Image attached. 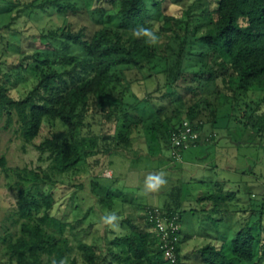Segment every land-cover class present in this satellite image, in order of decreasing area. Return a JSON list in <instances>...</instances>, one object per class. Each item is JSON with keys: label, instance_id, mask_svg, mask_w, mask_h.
I'll list each match as a JSON object with an SVG mask.
<instances>
[{"label": "trees", "instance_id": "1", "mask_svg": "<svg viewBox=\"0 0 264 264\" xmlns=\"http://www.w3.org/2000/svg\"><path fill=\"white\" fill-rule=\"evenodd\" d=\"M98 1L117 7L118 25L103 23L88 31L66 20L44 33L51 51L22 58L25 68L31 60L38 73L36 84L23 97L10 94V75L0 65V116L6 114L7 126L17 122L26 142L50 153L54 175L65 173L88 154L83 131L98 113H102L104 125L112 121L117 126L114 133L95 135L99 151L104 153L121 145L129 147L134 134L146 131H156L171 145V131L185 119L200 130L197 144L209 141L216 134H208L207 123L215 124L224 111L264 135V0H175L182 4L176 12L163 10V3L170 0ZM50 4L67 13L81 9L62 0L31 2L28 7ZM155 23V41L146 33L136 35ZM58 57L71 66L58 67ZM154 79L155 88L143 98L125 100L134 83ZM147 105V113L142 112L141 107ZM170 107L166 131L163 114ZM46 122L55 129L61 126L66 136L56 132L39 140ZM1 163L6 164L5 156ZM32 175L33 186L56 181L47 171H33ZM33 186L19 187V234L3 236L5 252L18 264H66L72 247L65 234L68 224L52 212L54 193H37ZM163 209L177 213L181 222V214L172 206ZM125 221L127 230L110 238L107 255L102 256L88 241L80 244L87 264H171L147 214ZM180 233L181 225L175 264H188ZM260 237L252 226H243L232 237L226 235L221 246L196 247L195 254L201 256L197 255L196 264H253ZM71 264H78L77 259Z\"/></svg>", "mask_w": 264, "mask_h": 264}, {"label": "rangeland", "instance_id": "2", "mask_svg": "<svg viewBox=\"0 0 264 264\" xmlns=\"http://www.w3.org/2000/svg\"><path fill=\"white\" fill-rule=\"evenodd\" d=\"M44 1L0 0V65L10 75V94L18 98L36 84L38 74L31 60L27 68L22 65L23 56L51 51L44 33L62 26L66 20L75 28L85 27L88 31L103 23L118 25L117 7H108L98 0H62L81 8L77 12L70 9L68 13L51 4L43 8L28 7L31 2L38 5ZM163 8L166 12H176L182 4L170 0L163 3ZM157 26L155 23L145 30L154 34ZM57 59L58 67L71 66V62L61 57ZM156 83L155 79L134 83L126 91L125 100L136 102L153 90ZM171 109L163 114L166 131L169 124L165 117ZM140 110L147 113L149 107ZM89 120L92 125L83 131L88 154L65 173L54 175L50 153H42L26 142L17 130V122L7 126L6 114L0 116V264H18L5 252L3 236L10 233L9 237L15 238L19 234L16 211L19 187L34 185L33 171H47L56 180L33 187L37 193H54L52 212L68 224L65 234L70 237L72 247L65 258L66 264H71L73 258L78 264H87L80 247L84 241L94 244L102 256L107 255L110 238L115 232L127 230L125 219L143 217L155 206H172L181 214L180 244L188 264H196L197 255L201 257L195 254L196 247L221 246L226 235L230 238L246 225L261 236L258 257L253 264H264V255H261L264 135H258L243 120L224 111L215 124L207 123L208 134L216 135L209 141L187 147L183 159L177 160L169 142L156 131L134 134L129 147L121 145L110 152H101L95 135L102 131L114 133L117 126L112 121L104 125L102 113ZM56 132L66 136L61 126L55 129L46 122L38 139ZM2 156L6 158L5 165L1 163Z\"/></svg>", "mask_w": 264, "mask_h": 264}, {"label": "built area", "instance_id": "3", "mask_svg": "<svg viewBox=\"0 0 264 264\" xmlns=\"http://www.w3.org/2000/svg\"><path fill=\"white\" fill-rule=\"evenodd\" d=\"M200 130H198L189 119L183 120L177 125L170 134L172 154L175 159L182 160L183 152L189 146L195 145L200 139ZM209 140L210 137L206 136ZM147 218L154 223L156 234L161 238V247L165 250L166 258L171 264L177 263L176 253L177 231L180 227L179 215L177 213L166 212L159 206L150 207L147 212Z\"/></svg>", "mask_w": 264, "mask_h": 264}, {"label": "clouds", "instance_id": "4", "mask_svg": "<svg viewBox=\"0 0 264 264\" xmlns=\"http://www.w3.org/2000/svg\"><path fill=\"white\" fill-rule=\"evenodd\" d=\"M142 33H146L148 36H150L152 41L156 40V36L153 33L147 32V30L141 29L139 32L136 33V35H140Z\"/></svg>", "mask_w": 264, "mask_h": 264}]
</instances>
